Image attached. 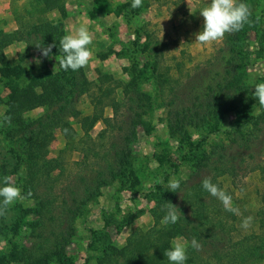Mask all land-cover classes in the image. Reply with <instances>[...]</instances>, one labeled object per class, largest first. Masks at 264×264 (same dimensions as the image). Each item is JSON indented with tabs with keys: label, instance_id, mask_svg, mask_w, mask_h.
<instances>
[{
	"label": "rangeland",
	"instance_id": "374dc122",
	"mask_svg": "<svg viewBox=\"0 0 264 264\" xmlns=\"http://www.w3.org/2000/svg\"><path fill=\"white\" fill-rule=\"evenodd\" d=\"M209 3L210 0H143L139 13H135L128 0H59L63 12L42 13L39 0H0V32L10 34L47 20L53 24L61 23L64 35L75 34L84 25L93 36V43L89 46L92 57L82 68L86 80L93 86L75 101L79 117L68 118L74 134L66 140L56 129L48 145L47 157L60 160L63 166L52 188L59 205L62 200L71 198L70 193L78 196L82 184L93 181L107 164L113 162L112 146L119 143L116 129L108 128L99 137L105 130L102 119H96L88 129L89 138L85 137L78 119L99 115L112 119L115 114L117 121L124 119L127 110L123 88L131 81L138 85L140 92L150 96L151 106L141 117L142 124L137 127L131 141L128 163L122 175L111 184L103 185L97 198L82 208L74 222L75 236L66 246V257L60 259L59 264L127 262V238L135 231L145 232L153 226V213L162 205L163 195L172 192L167 189L169 180L178 179L185 182L186 187L199 181L203 173L191 175L196 157L208 152L211 146L226 142L235 125L242 123V115L229 112L200 128L186 127L173 132L167 124L162 96L154 84L151 70L153 51L150 50L153 45L146 41L147 34L151 43L162 44L158 74L166 79L164 83H169L164 85L166 94L169 87L184 90L189 81L201 80L208 76V72L217 69L214 57L222 47L223 39L205 45L195 42V34L203 29L200 11ZM255 10L256 15L264 14V8L259 4ZM262 22V33L250 32L245 40L249 56L245 80L253 90L255 84L264 81V51H258L259 46L264 49V15ZM137 30L140 32L138 37ZM53 42L45 41L43 45L47 47ZM3 51L8 68H18V77L25 82L41 72H59L51 53V58L44 57L39 49L29 51L22 42H14ZM5 70L0 65V116L5 113L8 93ZM99 76H109L108 86L113 89V93L104 100L101 111L94 107L98 98L94 86ZM112 102L118 104L116 110ZM257 106L260 104H256L247 115L258 113ZM45 111V108H37L29 112L28 117L34 120ZM258 134L262 136L261 142L257 143L258 151L247 161L245 168L239 169L236 177L224 175L216 178L217 185L231 195L232 205L239 209L238 215L230 212L231 217L223 219L231 230L230 245L234 246L240 242L241 247L257 245V238H264V128ZM59 172L53 171L52 176L56 177ZM16 179L17 176L11 177L12 182L21 188ZM36 191L40 193L42 187H37ZM21 193L24 199L10 206L6 213L5 229L0 234V264H20L5 260L37 242L30 227L35 220V203L23 194L22 189ZM182 194L185 195V191L181 193L180 201L183 200ZM186 201L178 204L189 214L191 203ZM158 211L162 213V209ZM166 214L165 211L162 216ZM247 217L252 218L250 226L241 227ZM176 240L184 243L180 238ZM229 249L238 251L237 248ZM244 264H264V257L250 258Z\"/></svg>",
	"mask_w": 264,
	"mask_h": 264
},
{
	"label": "trees",
	"instance_id": "16d2710c",
	"mask_svg": "<svg viewBox=\"0 0 264 264\" xmlns=\"http://www.w3.org/2000/svg\"><path fill=\"white\" fill-rule=\"evenodd\" d=\"M58 1L39 0L40 11L63 12ZM128 1L132 4V0ZM240 2L250 7L249 22L240 31L225 34L222 47L214 57L217 69L208 72L206 79L189 81L184 90L169 87L168 94L164 92V85L169 83H164L166 79L158 74L162 44L151 43L150 35L145 36L146 41L153 45L150 48L153 51L151 70L156 91L162 96V106L166 111L167 124L171 131H181L186 127L200 128L229 112L242 115L243 121L235 125L226 142H219L211 146L208 152L201 153L199 158L196 157L191 175L200 176L203 173L201 179L187 187L185 182H180L178 192H171L166 196L164 194L162 205L153 213V226L145 232L135 231L127 238L125 251L128 259L124 264H169L164 252L171 247L172 241L178 238L188 246L186 264H240L239 261L244 264L250 258L264 257V238H257V245L241 247L242 242L236 243V246L230 245L231 230L223 219L231 217V214L225 210L221 201L205 191L201 184L205 177L211 178L215 184L218 176L236 177L239 169L245 168L247 161L254 157L252 155L258 148L257 143L261 142L262 136L258 133L264 128V107L257 106L258 113L247 115L259 102L253 95L254 90L245 80V68L249 60L245 40L250 32L258 35L263 30L264 14L256 15L255 8L258 4L264 8V0ZM134 11L139 13L140 8H135ZM63 35L61 23L53 24L47 20L23 30L17 29L10 34L0 32V65L6 68L4 76L8 80L5 113L0 116V187L4 186V177L17 176L16 183L21 185L23 194L34 200L35 220L30 227L31 235L37 240L22 251L11 254L9 260H5L8 262L59 264L60 259L66 257V246L76 233V217L88 202L97 198L103 185L111 184L115 178L122 175L123 168L128 163L131 141L137 127L142 124L141 117L146 108L151 106L150 96L140 92L138 85L131 81L123 88L124 107L127 110L124 119L117 121L116 114L112 119L101 118L100 115V118L84 116L78 119V124L87 138L88 129L93 122L102 119L105 130L99 137L108 128L116 129L119 143L112 146L113 162L107 164L93 181L82 184L78 196L75 193L74 197V194L70 193L71 198L62 200L59 205L52 188L59 179L63 166L60 160L47 157L48 145L56 129L66 140L72 138L74 130L68 118L79 117L80 112L75 110V101L93 86L86 80L82 68L74 72L71 69L64 71L59 67V57L63 55L59 41ZM136 35H140L139 30ZM45 41L55 42L51 55L57 59L55 63L59 72H41L25 82L18 77V68H8V60L3 51L5 47L14 42H22L30 51L38 49L35 44H43ZM258 51L264 49L259 46ZM110 79L109 76H99L98 83L94 86L98 92V98L94 102L95 110L99 107L101 111L104 100L113 93L112 87L108 86ZM111 105L116 110L118 104L112 102ZM37 108H45L46 111L32 120L28 113ZM5 117L11 118L10 123ZM91 153L94 154V150ZM55 170L60 171L56 177L52 176ZM37 187H42L40 193L36 191ZM182 187L185 191V195L182 194L183 200L186 201L187 197L186 202L191 203L189 214L178 204L183 201L179 200L184 192ZM189 196L192 199H189ZM168 202L178 206L182 212L175 224L163 222L162 215L167 212ZM158 209H162V213ZM5 217L6 215L0 216V234L5 229ZM193 238L202 245L201 250L191 247ZM229 248H237L238 251L232 252Z\"/></svg>",
	"mask_w": 264,
	"mask_h": 264
},
{
	"label": "clouds",
	"instance_id": "9594fccd",
	"mask_svg": "<svg viewBox=\"0 0 264 264\" xmlns=\"http://www.w3.org/2000/svg\"><path fill=\"white\" fill-rule=\"evenodd\" d=\"M142 6L143 0H132L131 7L133 9ZM200 15L203 17V29L195 34V42L205 45L222 40L225 34L240 31L249 22L251 11L249 5L240 2V0H210V3L200 11ZM92 43L93 36L84 25H81L75 34L64 35L59 41L60 49L63 53L59 57V67L64 71L71 69L75 72L87 66L92 57V51L89 47ZM35 46L40 50L42 56L51 58L50 53L55 44H49L45 47L43 44L37 43ZM36 62L40 63L39 60ZM253 95L258 100L260 106L264 107V83L255 84ZM4 119L10 123V117H5ZM201 184L205 191L221 201L226 211L239 214V209L232 205L231 195L213 183L211 178L205 177L201 181ZM3 185L0 187V216L6 215L10 206L24 199L21 188L16 186L11 178L4 177ZM179 188L180 181L178 179L172 178L169 180L167 184L169 191L175 193L178 192ZM166 208L167 214L164 216L163 222L165 224L177 223L182 214L179 207L168 202ZM251 219V217L245 218L242 221L241 227H249ZM187 247L186 244L179 240L172 241L171 247L164 252L169 264H186L188 259ZM191 247L199 251L202 245L193 238Z\"/></svg>",
	"mask_w": 264,
	"mask_h": 264
}]
</instances>
